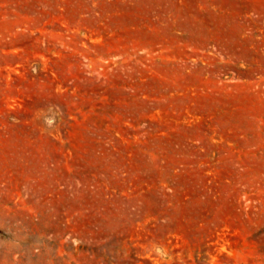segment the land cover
Listing matches in <instances>:
<instances>
[{
    "label": "rangeland",
    "instance_id": "obj_1",
    "mask_svg": "<svg viewBox=\"0 0 264 264\" xmlns=\"http://www.w3.org/2000/svg\"><path fill=\"white\" fill-rule=\"evenodd\" d=\"M0 209V264H264V0H0Z\"/></svg>",
    "mask_w": 264,
    "mask_h": 264
},
{
    "label": "bare ground",
    "instance_id": "obj_2",
    "mask_svg": "<svg viewBox=\"0 0 264 264\" xmlns=\"http://www.w3.org/2000/svg\"><path fill=\"white\" fill-rule=\"evenodd\" d=\"M17 218H18V216H16V217L9 216L8 214H6L5 212H3L0 209V227L5 231L11 232L14 235V237L20 239L21 237H20L19 233L21 231V227L18 228L17 226L14 225ZM31 221L32 220H28L27 221V222H29L28 224H30ZM18 223H19V221H18ZM22 234H23V232H22ZM21 245H22V243H21ZM19 250H21V248L19 249V248H17V246L7 245L6 247H3L0 249V253H3V254H6L7 256H10L11 254L18 252Z\"/></svg>",
    "mask_w": 264,
    "mask_h": 264
}]
</instances>
